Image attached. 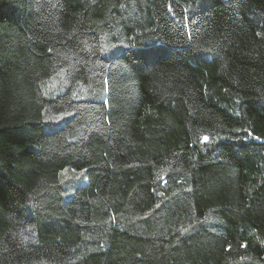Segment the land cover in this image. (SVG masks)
I'll return each instance as SVG.
<instances>
[{
	"label": "trees",
	"instance_id": "trees-1",
	"mask_svg": "<svg viewBox=\"0 0 264 264\" xmlns=\"http://www.w3.org/2000/svg\"><path fill=\"white\" fill-rule=\"evenodd\" d=\"M0 264H264V0H0Z\"/></svg>",
	"mask_w": 264,
	"mask_h": 264
},
{
	"label": "rangeland",
	"instance_id": "rangeland-1",
	"mask_svg": "<svg viewBox=\"0 0 264 264\" xmlns=\"http://www.w3.org/2000/svg\"><path fill=\"white\" fill-rule=\"evenodd\" d=\"M57 81V84L60 83L61 79L59 78L58 80L56 79ZM62 116H64V114H50V113H45V118L46 120L48 121H52V122H57ZM73 171L72 170H67V169H64L62 171L64 177H69L70 174L72 173Z\"/></svg>",
	"mask_w": 264,
	"mask_h": 264
},
{
	"label": "snow or ice",
	"instance_id": "snow-or-ice-1",
	"mask_svg": "<svg viewBox=\"0 0 264 264\" xmlns=\"http://www.w3.org/2000/svg\"><path fill=\"white\" fill-rule=\"evenodd\" d=\"M203 139H204L205 141H207V140H208V137H204Z\"/></svg>",
	"mask_w": 264,
	"mask_h": 264
}]
</instances>
